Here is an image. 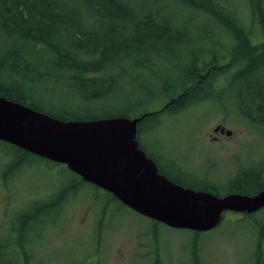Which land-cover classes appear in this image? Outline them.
Masks as SVG:
<instances>
[{
	"label": "trees",
	"instance_id": "16d2710c",
	"mask_svg": "<svg viewBox=\"0 0 264 264\" xmlns=\"http://www.w3.org/2000/svg\"><path fill=\"white\" fill-rule=\"evenodd\" d=\"M248 3V19L244 22L237 12L241 7H235L231 0H0V96L61 120L141 117L138 139L145 150L143 134L166 129L181 112L197 109L215 98L213 93L223 82L236 81L237 91L232 98L237 104L236 113L251 129L256 123H264V42L254 43L256 16L264 36V0ZM202 23L206 28L201 30L198 25ZM208 23L215 25L216 30ZM204 37L210 42L190 49L195 38ZM187 52L193 58L182 77L173 82L172 77H163V60ZM132 72L162 82L159 89L145 86L153 99L145 109L141 106L133 114L93 116L77 112L76 107L90 112L92 108L107 106L118 89L120 77L131 76ZM58 84L68 90V100L48 101L46 95L38 94V88L50 90ZM224 111L230 115L235 110L227 107ZM0 143L17 151L16 160L7 164L13 170L26 167L30 158L61 165L11 143ZM152 158L159 171L176 183L218 196L225 193H220L221 183L217 180L203 185L187 184ZM67 169L74 177L61 184L49 201L16 214L17 225L8 226L13 239H0V264H32L30 242L43 237L42 230H34L40 212L54 209L64 214L66 204L80 193L84 184H89ZM236 172L235 177L228 179L231 189L226 193L252 195L254 184L264 187L255 183L252 168ZM4 178L8 176L5 174ZM105 193L109 201L127 207L112 193ZM152 221L155 226L160 223ZM262 241L264 225L256 244L257 264H264Z\"/></svg>",
	"mask_w": 264,
	"mask_h": 264
},
{
	"label": "rangeland",
	"instance_id": "374dc122",
	"mask_svg": "<svg viewBox=\"0 0 264 264\" xmlns=\"http://www.w3.org/2000/svg\"><path fill=\"white\" fill-rule=\"evenodd\" d=\"M231 1L235 7H241L237 12L245 22L248 19V2L255 0ZM204 24L198 25L199 29H205ZM208 24L216 30L215 25ZM254 24H258L257 16ZM195 40L189 45L190 49L201 48L210 42L205 37ZM222 40L225 38L222 37ZM192 58L187 52L169 61L163 60V77L167 80L172 77L171 81L182 77ZM120 78L118 89L110 96L107 106L92 108L90 112L76 107L77 112L92 116L137 113L141 106L145 109L153 100L145 86L158 89L162 86L161 80L143 78L134 72L131 76L127 74ZM235 82H223L222 87L213 93L215 98L201 102L205 104H200L203 110L201 107L190 108L167 124L166 129L159 128L156 133L147 131L143 134L141 142L147 149L144 151L156 158L163 168L166 167L170 175L187 184L203 185L217 180L221 183L220 193L231 189L228 179L235 177L236 171L252 167V157H261L264 167V123L254 124L251 130L238 117L237 104L232 100L237 91ZM38 94L58 103L70 98L66 87L59 84L50 90L38 88ZM227 107L235 111L225 115ZM219 125L231 129L233 134L216 133L215 128ZM7 147L0 143V239H13L8 226L10 223L17 225L18 212L39 208L41 203L49 201L61 184L70 182L74 177L66 165H55L41 158H30L26 167L13 170L7 164L16 160L17 151L8 147L6 154ZM257 187L254 184L251 188ZM108 201L105 190L89 183L84 184L80 193L66 204L63 215L54 209L40 212V221L34 225V230H42L43 237L30 242L31 263L257 264L256 244L260 227L264 225V213L248 216L245 212H224L218 227L196 232L162 223L155 226L152 219L117 202ZM263 243L261 247L264 249ZM21 261L25 262L23 257Z\"/></svg>",
	"mask_w": 264,
	"mask_h": 264
},
{
	"label": "water",
	"instance_id": "95a60500",
	"mask_svg": "<svg viewBox=\"0 0 264 264\" xmlns=\"http://www.w3.org/2000/svg\"><path fill=\"white\" fill-rule=\"evenodd\" d=\"M140 120L125 116L61 120L0 96V140L65 164L158 223L206 232L220 225L224 212L252 213L264 206V191L218 196L168 178L140 145ZM218 131L233 134L222 125L216 126Z\"/></svg>",
	"mask_w": 264,
	"mask_h": 264
},
{
	"label": "flooded vegetation",
	"instance_id": "af4514ba",
	"mask_svg": "<svg viewBox=\"0 0 264 264\" xmlns=\"http://www.w3.org/2000/svg\"><path fill=\"white\" fill-rule=\"evenodd\" d=\"M255 25H256L257 35H255L254 43L264 42V36H261L262 35L261 34L262 28H261L260 23L255 24ZM218 132H220V131H218ZM221 134H223V133H221ZM256 157H258V159ZM256 157L255 158L252 157L253 160H252V167H251L252 168V173L251 174L254 176L255 183H260V184L264 185V167H262V164H263L262 163V159L259 156H256ZM181 169H183V168H181ZM262 191H264V187L263 188H255L254 194H252V195L259 194ZM225 194H228V193H223L222 195H225ZM229 212H233V211H229ZM260 212L264 213V206L260 207V209H258L255 212L247 213V214H248V216L249 215L250 216H255V214L257 215V213H260ZM234 213H236V212H234ZM237 213H244V212H237ZM244 214H246V212Z\"/></svg>",
	"mask_w": 264,
	"mask_h": 264
}]
</instances>
